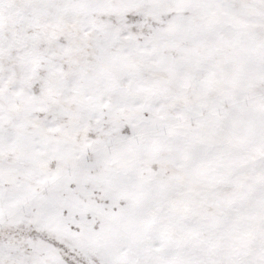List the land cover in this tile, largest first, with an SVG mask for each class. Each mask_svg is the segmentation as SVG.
I'll list each match as a JSON object with an SVG mask.
<instances>
[{
  "label": "snow or ice",
  "instance_id": "snow-or-ice-1",
  "mask_svg": "<svg viewBox=\"0 0 264 264\" xmlns=\"http://www.w3.org/2000/svg\"><path fill=\"white\" fill-rule=\"evenodd\" d=\"M0 264H264V0H0Z\"/></svg>",
  "mask_w": 264,
  "mask_h": 264
}]
</instances>
